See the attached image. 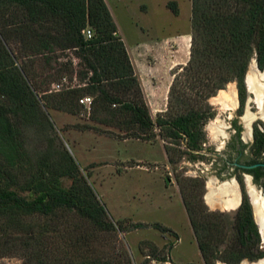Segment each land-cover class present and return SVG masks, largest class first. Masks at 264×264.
Returning <instances> with one entry per match:
<instances>
[{
	"label": "trees",
	"instance_id": "trees-1",
	"mask_svg": "<svg viewBox=\"0 0 264 264\" xmlns=\"http://www.w3.org/2000/svg\"><path fill=\"white\" fill-rule=\"evenodd\" d=\"M191 1V57L171 85L170 114L155 120L105 0H0V258L97 264L89 256L69 258L54 240L61 224L53 220L60 212L73 211L97 227L114 229L66 149L49 147L36 157L28 148L26 130L34 124L53 130V111L88 116L93 124H83L85 130L116 127L124 139L163 134L174 144L183 140L195 158L206 141L203 126L214 116L208 98L236 80L243 104L251 60L264 70V0ZM54 83L62 88L52 90ZM86 96L92 97L88 114L80 103ZM253 148L264 161V130L258 127ZM259 169L264 187V167ZM185 202L206 264L264 257L247 195L233 220L236 238L224 250L218 218L195 200Z\"/></svg>",
	"mask_w": 264,
	"mask_h": 264
},
{
	"label": "rangeland",
	"instance_id": "rangeland-1",
	"mask_svg": "<svg viewBox=\"0 0 264 264\" xmlns=\"http://www.w3.org/2000/svg\"><path fill=\"white\" fill-rule=\"evenodd\" d=\"M105 2L131 51L152 117L155 120L162 114L168 117L171 85L191 57L192 1ZM256 60L255 57L251 60L246 73V95L241 106L236 80L223 88L228 91L233 86L236 89L235 105L227 107L216 100L222 89L208 98L206 103L214 116L203 126L206 141L195 158L188 153L183 140L174 144L163 134L152 140L124 139L119 137L122 131L118 128L99 124L101 131L85 130L83 124H93L88 116L65 111H53V130L39 124L26 130L27 145L34 156L49 147L58 152L65 149L69 152L113 223L114 229L106 230L76 212H60L53 220L61 224L54 240L69 258L89 256L97 264H206L185 199L195 200L205 213L218 218L217 222L223 227L220 237L224 241L220 250L235 240L233 220L238 207H215L208 199L212 190L235 182L233 175L218 173L217 163L221 161L218 158L215 161L213 152H224L232 134V120L241 124L244 136L248 121L250 128L264 130V100L260 109L256 94L247 82L249 72L257 70L264 89V70L259 68ZM254 63L256 67H253ZM54 84L52 90H56ZM156 132L160 130L156 128ZM167 145L172 147L169 153ZM70 183L68 181L67 185ZM251 187L264 195L261 182L246 179L245 189L250 202ZM22 194L26 195L25 192ZM251 205L256 222L253 203ZM260 234V248L264 250V235ZM261 259L264 257L245 258L239 264H255ZM23 262L24 258L18 255L0 258V264ZM212 264L230 263L217 259Z\"/></svg>",
	"mask_w": 264,
	"mask_h": 264
},
{
	"label": "flooded vegetation",
	"instance_id": "flooded-vegetation-1",
	"mask_svg": "<svg viewBox=\"0 0 264 264\" xmlns=\"http://www.w3.org/2000/svg\"><path fill=\"white\" fill-rule=\"evenodd\" d=\"M241 104H242V100L240 98L239 105L241 106ZM230 127L232 129V134L230 140L226 145L224 152L215 151L213 152V154L216 157L215 161H217V158L221 161L217 163L219 165L218 173L221 176L223 175V172H225V174L233 175L235 184L233 183L232 185L230 183H225L221 185L219 188L212 190L211 194H209L208 196V199L212 204L213 202H215V201L212 202L210 198L212 194L216 193L215 200H217V197H219V195L225 197L226 195L221 192L220 188L225 185L227 186L231 185L230 188L235 191L236 197L239 200V203L237 205V207L239 208L243 203L245 196L246 195L248 196L245 189L246 179H249L252 182L262 181V178L260 179L257 178V173L260 170L259 168L263 166L261 165L254 166V165L258 163H264V161L262 157H257L254 154L253 147L255 143V129L251 128L250 130L249 128L248 131L246 132L247 135L245 133L244 136L242 132V126L237 120H232ZM250 137H252L253 140H251ZM246 139L251 142H247ZM199 151L196 152L199 154L200 153ZM248 166H252V167H248ZM250 203L252 204L253 202Z\"/></svg>",
	"mask_w": 264,
	"mask_h": 264
},
{
	"label": "bare ground",
	"instance_id": "bare-ground-1",
	"mask_svg": "<svg viewBox=\"0 0 264 264\" xmlns=\"http://www.w3.org/2000/svg\"><path fill=\"white\" fill-rule=\"evenodd\" d=\"M253 67H256L255 63L253 64ZM256 71L252 70L249 72L248 77H247V82H248L250 90L256 94L257 102L259 104L260 109H262L263 100H264V89H263V84L261 83L260 76L256 73ZM216 100L219 101V103L227 107L231 105H235L236 89L233 86H231L228 91L222 89L220 91L219 97L216 98ZM248 117L250 118L251 115ZM246 120H249V119H246ZM247 123H248L247 127L249 129L250 128L249 121ZM230 186L225 185L220 188L221 192L226 195L225 197H222L221 195H219V197H217V200H215L216 193L211 195L210 198L212 202L218 201L217 203L213 202L212 206L220 207V208H227V209H232V208L237 207L239 200L236 197L235 191L231 189ZM251 197H252V202L254 205V210L256 213V221L258 222L260 229L264 235V196L261 193H259L254 187H251ZM245 264H248V262ZM255 264H264V259H261L258 263H255Z\"/></svg>",
	"mask_w": 264,
	"mask_h": 264
},
{
	"label": "built area",
	"instance_id": "built-area-1",
	"mask_svg": "<svg viewBox=\"0 0 264 264\" xmlns=\"http://www.w3.org/2000/svg\"><path fill=\"white\" fill-rule=\"evenodd\" d=\"M84 33L86 34V36L88 38L92 37V35H93L92 30L89 28L84 30ZM54 87L56 90H60L62 88V83H56V84H54ZM80 103L85 105V108L87 109V114H88L90 112V106L92 104V97L86 96V97L80 99Z\"/></svg>",
	"mask_w": 264,
	"mask_h": 264
},
{
	"label": "water",
	"instance_id": "water-1",
	"mask_svg": "<svg viewBox=\"0 0 264 264\" xmlns=\"http://www.w3.org/2000/svg\"><path fill=\"white\" fill-rule=\"evenodd\" d=\"M252 62V61H251ZM256 62V64H257V60L255 61ZM247 126V125H246ZM248 128V127H247ZM250 130H251V128H250ZM257 165H261V166H263L264 167V163H258V164H256V165H254V166H257ZM248 167H252V166H248ZM264 196V195H263ZM254 206V205H253ZM257 222V221H256ZM257 224H258V222H257ZM258 226H259V224H258ZM260 227V226H259ZM260 232L262 233V231H261V229H260ZM263 234V233H262Z\"/></svg>",
	"mask_w": 264,
	"mask_h": 264
},
{
	"label": "crops",
	"instance_id": "crops-1",
	"mask_svg": "<svg viewBox=\"0 0 264 264\" xmlns=\"http://www.w3.org/2000/svg\"><path fill=\"white\" fill-rule=\"evenodd\" d=\"M129 50V49H128ZM129 53H130V55H131V51L129 50ZM131 58H132V61H133V64H134V66H135V68H136V71H137V73H138V75H139V78H140V80H141V76H140V74H139V72H138V70H137V67H136V64H135V62H134V60H133V57H132V55H131ZM143 85V84H142ZM151 105V104H150Z\"/></svg>",
	"mask_w": 264,
	"mask_h": 264
}]
</instances>
